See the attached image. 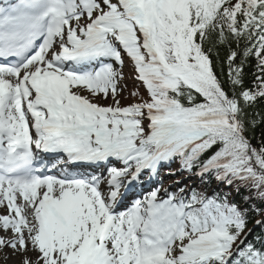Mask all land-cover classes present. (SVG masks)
Here are the masks:
<instances>
[{"label":"snow or ice","instance_id":"obj_1","mask_svg":"<svg viewBox=\"0 0 264 264\" xmlns=\"http://www.w3.org/2000/svg\"><path fill=\"white\" fill-rule=\"evenodd\" d=\"M125 56L147 98L121 105ZM261 101L264 0H0V250L21 264H264V235L249 241L227 193L134 191L178 159L264 207V140L249 135Z\"/></svg>","mask_w":264,"mask_h":264},{"label":"trees","instance_id":"obj_2","mask_svg":"<svg viewBox=\"0 0 264 264\" xmlns=\"http://www.w3.org/2000/svg\"><path fill=\"white\" fill-rule=\"evenodd\" d=\"M225 53H226V49H220L221 57H224ZM217 71H219V69H217ZM225 71H226V68H225ZM255 73H256L255 60L252 59L245 66L246 83H249V84L251 83ZM255 111L258 113L264 111V101H261L256 106ZM256 119L258 123L256 127L252 129L251 132L249 133V135L252 137L253 145H259L260 141L264 140V122H259L260 121L259 116H257ZM211 183H212V180L211 182H209V177L205 176L200 184L201 186H203V189L200 191H204L205 189L209 190L211 187L210 186ZM215 190L221 191L223 193H227L231 201L239 204L242 208H245L248 210L249 220H248L247 229H250L253 226V224L256 222L258 217L262 216V214L264 213V207H262L260 201L252 199L250 202H246L245 197H251L253 196V193L245 190L244 188H241L239 193L235 191V186H233L232 188H228V187L221 188L220 187V188H215ZM253 208H258L260 209V211L259 212L252 211ZM261 235H264V233L262 232V230H258L254 234V237H259ZM252 240H249V241H252Z\"/></svg>","mask_w":264,"mask_h":264},{"label":"rangeland","instance_id":"obj_3","mask_svg":"<svg viewBox=\"0 0 264 264\" xmlns=\"http://www.w3.org/2000/svg\"><path fill=\"white\" fill-rule=\"evenodd\" d=\"M127 72L129 76H131L129 68H127ZM101 103H112L111 99L107 101H100ZM0 235L11 236V233H0ZM29 256L35 258V255H31L28 253ZM22 254L21 253H14L11 248H4L0 250V262L1 264H21Z\"/></svg>","mask_w":264,"mask_h":264},{"label":"bare ground","instance_id":"obj_4","mask_svg":"<svg viewBox=\"0 0 264 264\" xmlns=\"http://www.w3.org/2000/svg\"><path fill=\"white\" fill-rule=\"evenodd\" d=\"M0 211H3V209H0ZM31 253V255H36L35 253H33V252H30Z\"/></svg>","mask_w":264,"mask_h":264}]
</instances>
